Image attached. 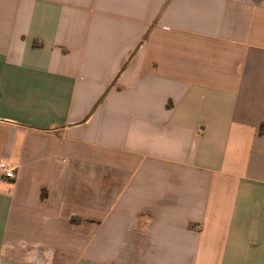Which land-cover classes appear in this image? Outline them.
I'll list each match as a JSON object with an SVG mask.
<instances>
[{
	"label": "crops",
	"instance_id": "0c3cea01",
	"mask_svg": "<svg viewBox=\"0 0 264 264\" xmlns=\"http://www.w3.org/2000/svg\"><path fill=\"white\" fill-rule=\"evenodd\" d=\"M0 264H264V0H0Z\"/></svg>",
	"mask_w": 264,
	"mask_h": 264
},
{
	"label": "built area",
	"instance_id": "2783aa9c",
	"mask_svg": "<svg viewBox=\"0 0 264 264\" xmlns=\"http://www.w3.org/2000/svg\"><path fill=\"white\" fill-rule=\"evenodd\" d=\"M0 174L6 180H15L17 178L16 168L7 161H3L0 163Z\"/></svg>",
	"mask_w": 264,
	"mask_h": 264
}]
</instances>
